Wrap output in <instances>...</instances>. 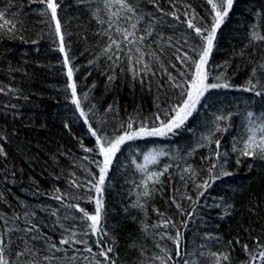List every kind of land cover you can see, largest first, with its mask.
Instances as JSON below:
<instances>
[{
    "label": "trees",
    "instance_id": "16d2710c",
    "mask_svg": "<svg viewBox=\"0 0 264 264\" xmlns=\"http://www.w3.org/2000/svg\"><path fill=\"white\" fill-rule=\"evenodd\" d=\"M132 2L147 14L138 28L149 26V16L157 21L148 43H158L142 46L150 72L143 70V64L130 66L125 53L131 48L135 59L133 46L119 53L121 60H109L101 54L109 43L103 35L107 24L97 23L94 17L107 19L104 0H57L63 53L46 5L38 0H0V12L16 24L13 32L0 30V148L5 153L0 155V237L8 241L10 250L23 248L25 242L44 246L43 239L30 240L36 233L19 231L29 223L37 225L40 233L58 246L65 234L60 224L70 229L75 226L77 233L81 232V221L64 219L66 214H81L63 206L55 199L57 195L64 205L79 203L90 213L95 212V201L88 198L96 193L89 191L91 184L87 182L99 175L95 161L103 158L96 149V138L88 132L89 124L99 129L100 135L114 139L124 134L130 122L133 129H138L142 124L151 127L158 123L157 114L167 119L164 112L182 99L180 90L171 87L164 68L178 81L189 78L181 76V72L190 74L192 66H181L177 48L194 56L183 40L188 39L189 45L202 41L187 27L185 17L198 26L210 27L215 15L211 5L208 0H157L163 10L160 12L151 0ZM172 12L179 20L164 15ZM254 32L264 36V0H234L217 30L208 62L209 82H217L214 77L222 74L232 87L205 93L177 135L144 137L121 146L110 165L103 191L102 225L108 235L103 240L99 235L79 237L88 241L93 253L101 250L96 246L99 242L113 247L114 252L109 255L116 264H160L152 259L163 256L157 247L160 245L172 258L167 264H184L185 260L190 264H215L211 253L228 256L220 264H249V252L258 254L264 250L257 247V243L264 245V160L233 151L234 145L243 147L247 112L257 116L264 113V96L240 90L249 79L258 89L264 85V71L259 68L264 64V40H252ZM159 34L163 35L162 40ZM153 53L164 68L155 61ZM65 56L68 67L73 69L77 96L89 124L84 123L85 118L71 103ZM253 69L257 70L255 76ZM217 115L229 119L217 122ZM217 123L220 131H216ZM206 136H211V142L202 139ZM85 147L93 151L85 152ZM150 151L168 155L160 156L157 164H147L148 171L171 167L160 177L161 183H149V188L155 190L145 198L140 195L143 174L137 165L145 164L144 154ZM213 164L218 167L212 175L220 174L221 178L213 180L210 187L197 188L209 179ZM189 167L195 176L184 171ZM223 171L232 175L223 176ZM72 181L85 187L74 186ZM75 195L82 198L74 200ZM137 199L143 208L132 206ZM54 210L55 216L51 214ZM167 221H171L167 228L160 226ZM8 229L17 231H10L5 237ZM177 232L182 234L179 256L173 242ZM61 247L65 251L56 252L55 257L60 259L51 264H89L82 259H69L89 255L82 252L83 245ZM95 259L105 264L102 257Z\"/></svg>",
    "mask_w": 264,
    "mask_h": 264
},
{
    "label": "snow or ice",
    "instance_id": "6c2138e0",
    "mask_svg": "<svg viewBox=\"0 0 264 264\" xmlns=\"http://www.w3.org/2000/svg\"><path fill=\"white\" fill-rule=\"evenodd\" d=\"M39 3L46 5V9L50 12L51 19L55 23V32L56 35L61 40L60 51L64 52V44H63V36L61 34V23L58 19L57 8L59 4L57 0H38ZM154 7H157V10L163 12L157 5V0H151ZM211 5L212 11L215 14L213 18V23L210 27H201L193 23L192 20L187 19V27L189 29H193L196 33V36L199 37L201 44L197 45L195 43L189 45L188 39L183 40V44L185 46H189V51L194 53V56H189L188 53L182 52L181 49L177 48V52L180 53L177 56V60L181 63V66L191 64L192 71L191 73L181 72V76L189 75L188 79L185 80H177L175 76L171 74L166 68H164L162 62H160L159 56L153 53V58L157 63L161 64V67L164 68V73L168 76V81L171 87L179 89L180 95L182 99L175 105H171L168 110L164 112V115L167 119H162L161 115L157 114L155 116V120L158 123L149 127L147 124H142L138 129H133V124L130 122L127 125V129L125 130L123 135H118L114 139H108L107 137L100 135L99 129H94L90 124L88 119L86 118V113L82 109L81 102L77 96V86L73 81V69L68 67L69 60L67 56H65L64 66L68 68L67 77L68 84L67 88L71 91V103L75 105L76 110L79 112L80 116L84 119L85 124H89L88 132L92 137L96 138V149H98V154L103 158L102 161H95L96 167L99 171L98 176H93L92 181H88V184H91V188L89 191L94 190L96 193L95 197H89V201H95V212L90 213L85 208L81 207L79 203H72L64 205V201L60 195H57L55 199L60 200L61 204L69 209H75L76 212L80 213L79 217L66 214L64 219H70L73 221L79 220L83 223V228L80 233H77L75 226L71 229L63 224L59 226L63 229L64 235H62L59 240L58 246L56 243L51 242V238L45 237L42 233H40L37 225L29 223L27 227L23 229H19L25 234L28 233H36L35 235L30 236V240H44V246L40 247L36 244L29 245L27 242L24 243V247L17 248L13 251L9 248V243L3 237H0V264H42V262H47V264H51L53 260H58L60 258L55 257L56 252L65 251V249L61 246L68 245L69 247L81 244L83 245L82 252L88 253L89 255H83L82 257H69L72 261L77 259H82L83 261H89V264H101L100 260H96L95 257L99 256L103 258L105 264H116L114 260L111 259L110 253L114 252L113 247L110 245L104 244L103 246L97 242V247L101 248L98 253H93V250L90 246H88V241L81 239V236H98L100 240H103L104 236H107L108 233L104 231L102 225V217H103V191L106 183V178L108 176L110 165L112 164L113 158L116 156L117 152L121 150V146L126 141L136 140L144 137H168L169 134L177 135V130H181L184 128L186 122L197 110V106L201 104L202 98L205 96V93L212 89H228L231 88L230 85L224 78L223 75H219L214 77L217 82H209V58L213 51L214 42L216 39L217 30L220 28L221 24L224 22V19L228 16L229 10L232 8L234 0H219V3L214 2V0H208ZM104 7L107 10V19L101 18L100 16H95L97 23L101 25L107 24V28L104 29L103 35L108 37L109 43L104 47L102 51V55L107 56L109 60H112L115 57L116 60H121L122 57L119 55L120 52L124 51L125 48H129V46H133L135 48V52L137 53L136 58L134 59L131 55V48H129V52L125 53L127 55L130 66L132 65H140L143 64L144 71H151V68L148 63H146L143 59L144 52L142 46L151 47V43H158V41L153 40L151 43H148V37L153 36L154 25L157 22L151 16L148 17L149 26L144 28H138V25L142 24L145 20V13L140 11L138 7L132 2V0H104ZM99 11V10H97ZM8 15H12L9 13ZM164 15H171L174 20H179V17L175 12L172 13H164ZM0 30H7L9 32H13L16 28V24L13 20L6 18L5 13L0 12ZM123 21L127 26H124L120 22ZM115 33L116 36L122 37V40H118L113 35ZM138 33H141L138 35ZM160 35V39H163V35ZM169 40L172 37L168 38ZM252 40H264V36L259 35L254 32L252 34ZM123 45V46H122ZM171 47L172 45H167ZM162 54V52H161ZM261 71H264V64L259 66ZM256 69H253V76L256 75ZM137 75L140 74V69H135ZM112 79V77H109ZM240 90L244 92H252L257 97L264 96V85H261V89L257 88V84L253 83L251 79L247 82L245 86H243ZM94 107V106H93ZM229 119L228 116H220L217 115L215 120L217 122L222 120ZM247 125L246 138L242 139L243 147L237 148L235 145L233 147V151H239L241 155L257 158L264 160V113H261L257 116L252 111H248L246 115ZM216 131H220V126L217 123ZM214 134V133H213ZM202 139L208 140L211 142V136L202 137ZM217 147H219V141H216ZM85 152H92L93 149L85 147L83 149ZM191 153H189L190 155ZM0 155H5L3 149L0 148ZM168 155V153L164 151H150L144 154L145 164H138L137 169L142 172L143 179L139 186H142L143 191L140 193L142 197H150L154 188H149V183L152 185L161 183L160 177L164 175V173L168 172L169 167L171 165H165L162 171H148L146 165L147 164H157L159 163V157ZM135 163V161H133ZM218 167L217 164H213L212 168L209 169V179L204 181L203 184H198L197 188H207L211 186V182L215 179H220L221 175L216 174L212 175L214 170ZM185 172H190L192 176H195V171L190 167L184 169ZM223 176L232 175V173L223 171ZM181 179H184L182 176ZM74 186L77 187H85V184L77 185L75 181H72ZM203 195V193H200ZM82 197L80 195L73 196L74 200H80ZM191 199V197H188ZM175 202V201H174ZM133 207L143 208L144 205L140 202L139 199L132 205ZM230 207V205H229ZM177 208L180 206L177 204ZM183 214V211L181 210ZM53 216L57 215L56 211H52ZM19 219V217H16ZM171 221L165 222L163 226L165 228ZM153 227H156L154 225ZM147 231V227L144 228ZM17 231V229H8L5 231L4 236L7 237L8 232ZM70 233V234H68ZM181 233L177 232L174 238V243L177 245L176 255L179 256L180 253V244L179 241L181 239ZM162 238L163 235H162ZM171 238V237H168ZM160 247V251L163 253V256H153V260H158L160 264H167V261L171 260V256L168 254V250L165 247ZM257 247L264 249V245H260L257 243ZM244 249L246 252H249L248 246L245 245ZM77 252H80V249H76ZM212 256L216 258L215 264H220L221 260H228V256L226 254H216L211 253ZM250 262L256 261L258 264H264V250L260 251L258 254H253L249 252ZM14 257V259H13ZM92 257V260H90ZM184 264H190L189 261L185 260Z\"/></svg>",
    "mask_w": 264,
    "mask_h": 264
}]
</instances>
